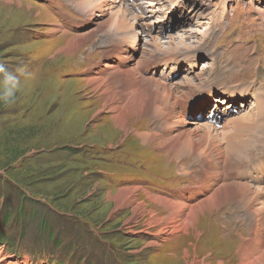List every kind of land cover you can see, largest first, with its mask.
Here are the masks:
<instances>
[{
  "label": "rangeland",
  "instance_id": "obj_1",
  "mask_svg": "<svg viewBox=\"0 0 264 264\" xmlns=\"http://www.w3.org/2000/svg\"><path fill=\"white\" fill-rule=\"evenodd\" d=\"M76 1L0 0V64L11 72L23 67L31 74L21 77L22 90L15 104H0V264H192L194 258L201 261L207 256L203 260L207 264H236L234 255H239L250 235V213L246 216L238 202L198 212L193 226L178 236H157L169 226V213L150 204L145 195L176 197L195 184L199 167L186 157L177 160L159 144V137L166 133L159 132L153 119H135L125 134L115 129L108 110H100L105 100L84 80L93 68L98 70L102 58L107 60L102 53L110 46L109 38H116L111 37L113 30L102 29L104 16L97 14L89 23L92 13H86L88 7L78 10ZM122 1L128 22L134 26L131 33L141 47L147 46L133 60L141 56L146 63L152 60L153 70L154 59L176 55L178 60L172 64L176 76L161 81L178 84L193 76L201 90L194 89L187 96L198 104L207 90L211 89L213 99L223 88H237L236 105L230 107L235 112L227 121L224 117L230 114L222 109L226 105L218 104L220 109H216L224 117L219 125L213 124V132L237 139L236 153L225 152L227 163L219 171L232 167L236 174L237 167H243L242 182L254 189L263 187L264 182L255 180L264 177V103L256 96L262 93L259 85L264 86L259 76L264 73V0ZM223 1L228 9L224 20L219 11ZM149 33L158 37L159 51L147 41ZM84 34L89 40L66 57L61 48L72 36ZM126 39L130 41L131 35ZM244 50L246 59L240 56ZM256 58L262 60L260 65ZM191 59L192 70L186 66ZM157 70V77L164 75L159 73L162 68ZM248 85L249 90L241 87ZM252 100L256 104L250 105ZM210 108L200 117L194 114L187 123L198 126ZM132 130L159 137L143 145ZM10 154L21 156L8 168ZM180 165L188 174L177 171ZM132 187L143 189L136 200L146 205L137 222L126 226L131 208L114 211L107 196ZM150 212L162 218L157 227L144 224ZM149 242L155 246L147 247ZM237 259L241 264L240 256Z\"/></svg>",
  "mask_w": 264,
  "mask_h": 264
},
{
  "label": "bare ground",
  "instance_id": "obj_2",
  "mask_svg": "<svg viewBox=\"0 0 264 264\" xmlns=\"http://www.w3.org/2000/svg\"><path fill=\"white\" fill-rule=\"evenodd\" d=\"M225 3L226 2L223 3L219 10L222 20L228 16V9L225 7ZM123 5L122 0L76 1L74 6L78 7V10L88 7L89 9L86 13H92L88 18L89 23L95 19L97 14L102 17L104 16L102 23L99 22L103 25L102 29L113 30V35L111 37L116 38L115 40H111L108 36L110 46H108L102 53V56L106 57L105 59L107 60H103L104 58H102V63L97 64L99 66L98 70L96 68H93L92 71L90 70V76L84 80V83L86 86L93 89L94 92L99 93L101 98L105 100V103L100 107V110L102 111L106 109L111 113L112 116L110 117L115 129L126 134L129 123L134 122L135 119H142L144 116L149 117L156 122L155 127H157L160 133H166V137L161 138L153 133L139 134L135 130H132V133L135 136L141 138L143 145H149L156 137H159V144L164 146L165 149L167 148V151L170 153L173 152L177 160L186 157L190 160V163H194L195 161L196 163L194 164L199 167V176L195 184L189 188H185L183 191H179V193L177 192L178 194L176 197L171 199H165L158 196L154 197L145 191L147 193H145V196H147V201L150 204H154V206L157 204L169 213V218L167 219V224L169 226L161 232H158L157 236H161L162 238L169 235L178 236L185 231V228L193 226V223L196 222L195 217L198 216V212L212 210L220 204L225 205L228 203H234L236 205L235 202H238V207L241 209L245 208L243 209V212L246 216L250 213V216L247 218L250 235L247 234V237L249 238L245 240L242 247L239 248L240 252L238 256L241 258V264H264V186H256L254 189V187L252 188V186L246 184V182H242V180L245 179L242 175H246L245 172H242L243 167L240 169L238 166L237 170L240 173L236 170V174H233L236 168L233 169L232 167L227 169V171H223V169L219 171L221 164L226 161L224 158L225 152H235L234 148H236L237 139H235L236 141H232V137H229L230 139H228V134L225 136L223 133L219 135L214 133V125L210 123L209 120H204L200 122L198 126L194 127L190 126L193 125V122L191 124L187 123V121L190 122L188 118H191L194 114L198 115L202 114L203 111H206V109L211 106L212 101L214 104L212 109L210 108V112H215L216 109H218V104L222 105L227 102V98H225L226 94H222V96L212 99L213 94L211 89L207 90L206 94L202 97L203 101L199 103V105L196 101H193L194 98L188 97L191 95L190 92L192 90H201L200 82L194 83L193 76L192 78L189 77L184 79L178 84H166V81H161L176 76V73H173V71L176 70L174 68L175 66L173 67L172 65L175 59H177L176 55L164 56L157 60L154 59L156 67L153 70H151L153 65L152 60L146 63L147 60L144 61L142 56L139 57V61L133 60L137 52L140 53V48L142 51L141 53H143L144 49L147 51V46L145 45L146 47H141L138 43L137 37L134 36L135 34L131 33L134 26L128 22L129 20L128 17H126ZM148 13L154 14V11H149ZM107 34H109V31ZM129 35H131V40L126 41L128 39H126V37ZM72 37L73 38L68 40L67 43H65V46L61 48L62 50L60 49L66 57H71L74 52L80 48L84 41H86L88 35L84 34ZM147 38V41L151 42V47L153 46L155 50L159 51L161 44L157 39L158 37L152 36L149 33ZM170 40V43L172 44L174 39L170 38ZM130 44L132 48H129ZM102 46L104 47V45ZM244 52L245 55L240 54V56L246 59V50H244ZM193 55L194 54L192 53V56ZM257 59L259 58H256V61ZM183 61L185 62V60ZM240 61L242 62V66L244 61ZM261 62L262 60L259 59L256 65H260ZM177 64H179L178 61ZM194 65L192 59L186 63L187 69L190 70L193 69ZM158 68H162V71L159 72L161 74L163 73L165 75V71L167 70H169V73L166 74V76L159 75V77H157ZM262 78H264V75ZM211 83H213V81ZM115 85H118L117 87H119V90L115 89ZM196 85L197 87H194ZM230 92L228 89H224V93L231 94ZM185 98L188 99L185 101ZM204 101L209 103L206 105ZM188 104H192V106L188 108ZM225 109L227 110L229 108L225 107ZM222 142L223 144H220ZM246 146L247 145L245 144V147ZM243 156H241V158ZM235 160L234 163L237 161ZM252 160L254 159L252 158ZM237 164L238 161L236 165ZM185 168V166L180 165L177 171L179 173L188 174ZM263 180L264 177H260L255 181L257 183H261L262 181L263 183ZM141 189L142 188L140 187L120 189L114 196H107V200L114 203V211L131 208L132 215L124 223L126 226L137 222V219L144 213L146 203L138 202L136 200V194ZM152 213L153 212L149 213V219L144 222V224L150 228L154 226L157 227L159 223L162 222V218H158ZM130 232H133L132 229ZM144 232L146 233L145 230L142 231V233ZM153 246L155 245L152 242L147 243V247ZM238 256L236 257V255H234V258L237 261L236 264H238ZM207 258L208 256L202 259L206 261ZM203 260L195 261L194 258L192 264H207Z\"/></svg>",
  "mask_w": 264,
  "mask_h": 264
},
{
  "label": "clouds",
  "instance_id": "obj_3",
  "mask_svg": "<svg viewBox=\"0 0 264 264\" xmlns=\"http://www.w3.org/2000/svg\"><path fill=\"white\" fill-rule=\"evenodd\" d=\"M23 67L16 72L9 71L3 64H0V104L11 106L17 102L18 93L22 90L21 77H30Z\"/></svg>",
  "mask_w": 264,
  "mask_h": 264
},
{
  "label": "trees",
  "instance_id": "obj_4",
  "mask_svg": "<svg viewBox=\"0 0 264 264\" xmlns=\"http://www.w3.org/2000/svg\"><path fill=\"white\" fill-rule=\"evenodd\" d=\"M23 155V154H22ZM21 156V154H19V157ZM19 157H17V155L15 154H10V158L8 159V162H7V164L8 165H6V167H8V168H10V165H12V164H14V162L19 158ZM9 175V174H8ZM12 176H10V178H11ZM20 192V191H19ZM5 217H7V215H5ZM9 218V217H8ZM3 238H5V236L3 237ZM54 248V247H53ZM56 249V248H55Z\"/></svg>",
  "mask_w": 264,
  "mask_h": 264
}]
</instances>
